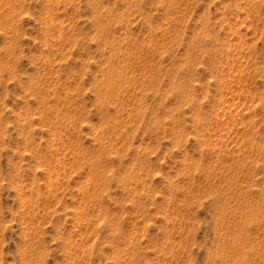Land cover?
<instances>
[{
	"label": "rangeland",
	"instance_id": "rangeland-1",
	"mask_svg": "<svg viewBox=\"0 0 264 264\" xmlns=\"http://www.w3.org/2000/svg\"><path fill=\"white\" fill-rule=\"evenodd\" d=\"M0 264H264V0H0Z\"/></svg>",
	"mask_w": 264,
	"mask_h": 264
}]
</instances>
